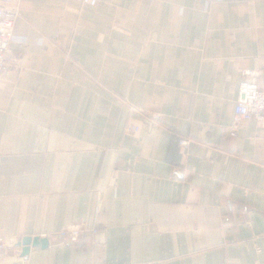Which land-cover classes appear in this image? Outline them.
<instances>
[{"label": "crops", "instance_id": "1", "mask_svg": "<svg viewBox=\"0 0 264 264\" xmlns=\"http://www.w3.org/2000/svg\"><path fill=\"white\" fill-rule=\"evenodd\" d=\"M0 6L19 13L0 264H264V120L233 126L244 71L264 82V0ZM76 226V243L50 237ZM36 235L48 246L22 255Z\"/></svg>", "mask_w": 264, "mask_h": 264}, {"label": "built area", "instance_id": "2", "mask_svg": "<svg viewBox=\"0 0 264 264\" xmlns=\"http://www.w3.org/2000/svg\"><path fill=\"white\" fill-rule=\"evenodd\" d=\"M81 3L95 5L97 0H80ZM19 17L18 9L7 10L0 6V75L6 66V54L16 20ZM16 60V59H15ZM244 78L238 85L237 97L235 99L233 126L237 127L242 119L264 120V82L259 83L256 79L257 72L244 71ZM136 126L126 128L128 132H137ZM189 140L182 138L179 144L186 147ZM83 231L82 226L73 228H62L51 238L65 243H76ZM6 241L0 238V251L4 248Z\"/></svg>", "mask_w": 264, "mask_h": 264}, {"label": "water", "instance_id": "3", "mask_svg": "<svg viewBox=\"0 0 264 264\" xmlns=\"http://www.w3.org/2000/svg\"><path fill=\"white\" fill-rule=\"evenodd\" d=\"M49 240L47 237L36 236H28L21 238L18 242V246H22V255H27L31 247L40 246L41 248H45L48 246Z\"/></svg>", "mask_w": 264, "mask_h": 264}]
</instances>
